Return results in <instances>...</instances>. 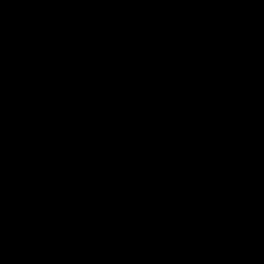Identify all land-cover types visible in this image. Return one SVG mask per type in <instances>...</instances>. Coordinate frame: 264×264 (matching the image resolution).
Returning a JSON list of instances; mask_svg holds the SVG:
<instances>
[{
	"label": "water",
	"instance_id": "95a60500",
	"mask_svg": "<svg viewBox=\"0 0 264 264\" xmlns=\"http://www.w3.org/2000/svg\"><path fill=\"white\" fill-rule=\"evenodd\" d=\"M0 264H264V0H0Z\"/></svg>",
	"mask_w": 264,
	"mask_h": 264
}]
</instances>
